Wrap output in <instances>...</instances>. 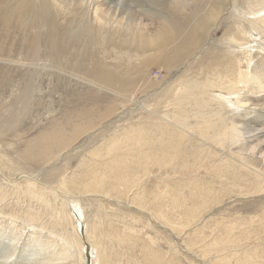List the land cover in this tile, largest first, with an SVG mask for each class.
Here are the masks:
<instances>
[{"label":"rangeland","instance_id":"obj_1","mask_svg":"<svg viewBox=\"0 0 264 264\" xmlns=\"http://www.w3.org/2000/svg\"><path fill=\"white\" fill-rule=\"evenodd\" d=\"M191 1L187 0L183 7H177L174 14H182L186 20L191 19L197 8L194 4L196 0ZM210 1L214 0H202L204 4H212ZM233 1L226 0L223 3L216 24L188 57L176 61L169 71L156 63L148 67L147 90L143 88L145 84L138 83L134 87L130 82L117 84L116 95L87 90L84 88L87 85L75 81L73 76L61 78L62 75L56 71L61 67V71L77 74L76 68L73 70L70 66L62 65L63 62L52 59L45 60V56L37 62L36 68H28L40 77L35 79L36 75L30 86L18 85L15 78L20 68L0 67V126L5 123L2 116L11 113V124L23 121L21 125L17 124L18 134L36 138L41 128L59 123L63 133L58 139L68 142L64 147H54L55 152L49 155L48 162H43L42 154L37 155L34 151L21 153L20 144L14 143L15 138L11 135L7 139L0 138L1 148L7 141L12 144L9 149L4 148L0 152V199L4 197L0 201V231L13 237L14 231L22 233L14 255L19 256L23 250L24 253H33L40 249L42 256L38 259H46L54 253L62 256L60 261L65 262L66 259L65 264H264V192H248L250 186L246 187L245 179L238 177L236 186L228 185L219 190L212 204L210 198L213 197L208 196V204L200 208L198 217L193 222L182 224L181 218L171 213L173 208L166 207L159 212H153L150 208L154 192L152 185H161L162 180L150 177L147 162L140 157L149 145L148 132L138 131L136 135L140 139L133 140L132 145L123 139L124 130L131 131V125L137 117L145 114L147 107H163L164 93L158 97L156 91L178 78L191 63V72L197 80L222 70L223 66L218 62L224 56L221 41L232 28L238 32L232 22L225 27V22L230 20L227 15ZM255 2L235 0V5L246 9L247 5ZM122 4L131 9L132 14L143 19H147L148 15L157 17L167 13L169 18L172 14L165 7H169L167 0H123ZM82 10L85 11V8ZM71 14L72 22L69 14H66L67 19H58L61 25L67 24L66 29L63 27L59 30L61 40L69 38L68 32H77L83 22L79 20L81 14ZM46 28L49 29L48 25L42 31ZM251 31H264V26ZM0 35L13 38L10 33L2 30ZM48 40L51 41V37ZM46 44L42 42L41 48ZM107 46L110 48L107 49L110 50L107 55H111L112 50H118V46ZM87 50H91V47ZM87 50L70 48L64 53L69 57L77 56L78 64L82 62L81 58L86 60ZM256 52V61L259 60L264 66V49H256ZM131 56L133 65L130 70H142L145 64H134L138 56ZM21 68L26 73V67ZM77 69H80L79 66ZM6 73L14 77L8 84H5ZM151 82L154 84L152 88ZM9 84L13 86L12 93L7 91ZM110 106L113 109L108 111ZM80 107L92 112L89 117L95 121L89 127H84L86 114L79 110ZM33 110L38 114L32 120ZM252 117L255 126L264 129V109H256ZM14 119L16 121L12 122ZM77 125L83 128L76 132L74 128ZM111 140L119 141L120 150H114L107 143ZM128 146L133 151H127ZM15 151H19L18 157H15ZM118 151L124 152L125 163L119 160ZM93 152L99 155L97 160L104 172L95 165ZM130 152L140 154L136 161L142 162H135L136 166L129 168L130 173L122 185L111 187V177L133 163ZM179 178L178 174L171 177L174 182ZM50 179L54 181L50 182ZM28 180L34 183L38 194L32 199L27 191H32ZM83 192L86 193L82 196ZM184 192L187 195V191ZM71 198L77 200L78 204L76 207L67 204L71 217L63 220L60 218L62 203L64 200L69 203ZM37 200L40 205L35 203ZM50 213L55 215L54 218L50 217ZM13 217L16 219L13 220ZM8 227L14 231L11 229L13 232H8ZM23 243L24 247L21 246ZM224 244H228V247L222 249L220 246ZM0 249L3 250V247L0 246ZM19 260L21 262L22 258Z\"/></svg>","mask_w":264,"mask_h":264},{"label":"bare ground","instance_id":"obj_2","mask_svg":"<svg viewBox=\"0 0 264 264\" xmlns=\"http://www.w3.org/2000/svg\"><path fill=\"white\" fill-rule=\"evenodd\" d=\"M122 1L0 0V31L13 36L4 38L6 35L4 37L0 35V67L20 68L18 77L15 78L18 85L30 86L37 75L30 69L36 68L37 62L43 60L42 56H45V60L52 59L63 62L62 65L70 66L73 70L76 68L77 74H74L70 71H61V67H54L58 68L56 71L62 75L61 78L74 77L75 81L86 84L84 88L87 90L116 95L117 84L127 82L133 83L134 87L138 83L145 84L143 88L147 90L148 67L156 63L165 66L169 71L176 61L188 57L216 24L218 13L226 0L210 1L212 4L196 0L194 4L197 8L192 18L188 20L184 19L182 14L175 15L173 12L177 7H183L187 0H167L169 7L164 6L168 8L167 12L172 11L171 16L168 18V13L159 14L157 17L148 15V22L145 21L147 19L132 14L131 9L123 5ZM255 1L257 2L247 5L246 9L244 6L235 5V0L232 2L233 5L227 15L230 20L225 22V27L232 22L238 32L232 28L221 41L224 56L218 62L223 66L222 70L213 73L214 75L206 74L203 80H197L191 72V63L178 78L156 91V96L164 93L163 107L161 109L147 107L145 114L133 122L131 131L124 130L123 139L129 145H132L133 140L140 139L136 135L138 131L148 132L149 145L140 157L147 162L150 177H159L162 180L161 185L158 183L152 185L154 192L153 197L150 195V208L153 212L171 207L173 208L171 213H176V216L181 218V223L193 222L198 217L200 208L208 204V196L213 197L210 198L212 204L219 190L228 185H237L238 177L245 179L246 187L250 186L248 192H264V129L256 127L255 119L252 117L256 109H264V101H258L264 99V66L254 57L257 55L256 49H264V31H251L258 26H264V0ZM71 13L81 14L79 20L83 22L80 21L77 32L74 34L68 32L69 38L61 40L59 30L63 27L66 29L67 24L61 25L62 22H58V19H67L66 14H69L72 22ZM73 22L75 23V20ZM46 25L49 29L42 31ZM50 37L51 41L48 40ZM42 42L47 43L43 48ZM107 45L118 46V50H112L111 55H107L110 51L107 50L110 49ZM89 47L91 50H87ZM70 48L87 50L86 60L81 58L82 62L76 64L77 56L69 57L64 53ZM131 55L138 56V61L134 64H145L142 70L134 72L130 70L133 65ZM21 67H26L24 68L26 73ZM36 77L35 79L40 78L38 75ZM11 79L14 77L6 73L5 84ZM8 86L7 91L12 93L13 86L11 84ZM153 86L151 82L150 88ZM112 109L113 106H110L107 110ZM79 110L86 114L84 127L92 125L95 121L89 117L92 116V112L83 110L82 107ZM31 113L33 120L38 112L33 110ZM2 118L5 123L0 126V138L7 139V136L11 135L15 138L14 143L20 144L21 153L34 151L37 155L42 154L43 162H48L49 155L55 152V148L64 147L68 143L64 139H58L63 133L59 123H52L49 128H41L36 138H28V135L18 134L17 124L21 125L22 120L13 125L10 122L11 113L4 114ZM14 121L16 119L12 120ZM82 128L77 125L74 130L77 132ZM107 143H110L114 150L121 148L118 140ZM11 145L7 141L3 148L0 147V152L4 148L9 149ZM127 151L133 149L130 150L128 146ZM117 153L120 154L119 160L125 163L124 152ZM92 155L95 156L98 170L104 172V168L97 160L99 155L96 152ZM139 155L130 152L133 163L111 177L109 183L111 187L122 185L127 180L129 168L135 162L136 164L142 162L136 161ZM18 156L19 151H15V157ZM175 174L180 176L176 182L171 179ZM28 186H32V191L27 189L32 199L38 194L31 180H28ZM184 191H187V195ZM84 193L86 192L81 195ZM67 201L64 200L62 203L63 211L60 218L63 220L71 217L68 205L73 204L76 207L78 204L73 198L69 203ZM35 203L40 205L39 200ZM54 216L50 213L51 218ZM15 219L13 217V220ZM21 220L25 222L24 219ZM262 220L264 223V219ZM263 223L261 221V225ZM8 228V232L13 230ZM13 234L14 237L5 231L0 234V246L3 247V250L0 249V264H65L66 259L62 262L63 260L60 261L62 256L54 253L46 259H38L42 256L40 249L34 250L33 253H24L23 250L19 256L14 255L18 250L17 245L22 233L14 231ZM21 246L24 247V243ZM215 246L216 243L213 244V247ZM220 247L224 249L228 244ZM24 254L27 256L24 257Z\"/></svg>","mask_w":264,"mask_h":264}]
</instances>
